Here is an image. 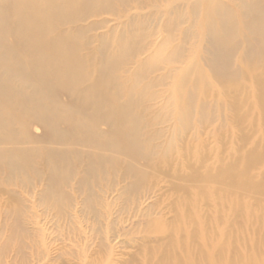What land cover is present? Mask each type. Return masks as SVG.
<instances>
[{"label":"rangeland","instance_id":"rangeland-1","mask_svg":"<svg viewBox=\"0 0 264 264\" xmlns=\"http://www.w3.org/2000/svg\"><path fill=\"white\" fill-rule=\"evenodd\" d=\"M76 1L78 2V9L82 8L78 11V14H76V16L78 15V19L76 18L74 22L73 20H71V23H69V20H67L69 22H66V20L64 21L65 23L61 22L58 25V28L60 30L57 28L56 32L53 31L50 34L52 35V37H59V35H61V33L63 32V35H68L67 37L70 38L71 42L78 45V53L79 51L81 52L80 54H78V56L82 58V60L86 61L88 66L87 74L84 78L85 84L83 82V86L81 87V93L83 94L80 93L81 89L78 92L71 93V91L69 92L68 90L61 87L48 92V89L46 87H42L39 85V88H34L35 90L33 91L39 90L37 91L39 92V94H44L43 106L38 104V109H36L34 103L28 104L29 107L26 105L24 107V110L26 111L23 113L22 111H16L17 114L14 116L16 118L8 123L9 127L7 126V128L1 130L3 134L7 135V139H5V141L2 140V143L0 142V159H3V155L1 156L3 152L4 154H10L11 156L9 155L10 158L8 157V160L10 161L11 159V162H15V164L19 162L18 164L21 166V168L17 170L13 169V171L10 163H8L9 161H6L5 158V161H0V264H145L147 262L150 251L152 249L155 250L160 240H162V238L164 237V235L160 233L162 229L170 228L172 225L177 226L176 224L181 226L182 229L185 232H188L190 235H192L193 231H197L199 237H202V235L206 236L208 239H205L208 241L207 243L209 247L208 250L206 249V253L208 254V256L212 255L214 257V254L216 255V246L221 243L226 244L228 251L222 257V259H220V263L222 264H228L232 261L235 262L240 258L246 262L248 261L250 256L257 258L253 259L254 263L264 264V251L259 252L258 254L253 249L256 244H260L262 240L264 241V224H261L257 219L254 220L251 217V211L254 210V213H257V211H259L258 206H255L252 198H250L249 196H240L237 194H229V196H227V193H220V197H222L221 213H223V215H221L222 221L218 222L219 213L214 205V200L216 199V197H219V195L216 196L214 194L215 190L213 188H206L205 192L202 193V195L206 196V201H197L194 200L196 198L195 196L198 195L197 190L193 188H189L187 191L174 189L172 180L173 175L177 172L181 175H190L194 173L195 170L202 173L208 172L210 170L215 173L221 167V165L235 162L238 157L250 153L254 148L261 149V147H264V124L262 122V112H260L258 107L255 94V86L251 82L252 75L254 74L260 73L264 78V67H262L264 66V62L260 60V54L257 55L260 48L257 47L256 49L253 45V42L255 41L254 36H251L248 32L249 30L245 28L247 22H249L248 19L245 18V16L249 14L247 13L249 12V9L258 7L263 11L262 14L264 16V0H210L212 3L216 1V3H213L214 6L216 5L222 10L235 13L238 15V17L241 16L239 18V22H241L242 27V29H240L241 35L238 33L237 39L235 38V40L239 42H235V40H233L234 43L232 42V45L235 44L237 48H242L243 50L238 49L239 51L237 53L234 52V54L230 55V57L223 55L219 58L214 57L215 53L217 51L219 52V50H222L224 48L223 46H227L226 48H228L229 44H214V37H212V35L210 34V32H212L211 30L213 29V26L203 24L204 19L206 20V17L204 16L207 15L208 17L213 18L214 13H206L207 4L205 2H208L209 0H169L170 2L168 0H117L114 1V4L118 5V7H116L112 2V8L108 10L106 7L103 8L100 6L97 7V5L95 6L96 0ZM93 2L94 4H92ZM193 2H198V5H195L197 3ZM8 4L9 3H7L6 7H8L7 10L10 11V9L12 8V3L10 2L9 6ZM192 5L194 7H192ZM168 8H173V10H170L173 12L168 11ZM96 10H98V12L100 13L97 14V12H95ZM193 10H196L197 12ZM175 11L176 13H174ZM114 12L116 13V15ZM177 12H181V15ZM176 16L179 17L176 18ZM175 18L177 19V22L175 20H172ZM243 25L245 29L243 28ZM167 26L168 29L170 28V30L165 29V27ZM208 26L209 28H206ZM214 26L216 27L217 25L214 24ZM65 30L67 33L65 32ZM69 30H71V32ZM133 30L137 31L138 33L135 34ZM54 32L55 34H52ZM71 33L74 34V36ZM132 34H134L135 36L133 35L132 37ZM168 34L171 35V39ZM130 35L133 39L130 37ZM136 35H138V37ZM140 36L143 43L139 38ZM120 38L124 41L126 40V43L122 42ZM208 38H212L213 41ZM239 38L242 39L239 40ZM12 39L13 37H9V39L7 38V42H9V44H11L12 46L11 48L14 49L16 46L12 44L14 42V39ZM119 39L123 44L119 41ZM106 41L108 44L106 43ZM115 41H118V43H120L116 44ZM164 41H166V45L163 44ZM138 42L139 44H137L136 48L134 44ZM207 42L210 45H207ZM245 42H248L249 44L251 42L252 45H249ZM103 46H105V48ZM114 46L120 49H116L114 48ZM215 46L219 47L215 49ZM126 47H128V49ZM133 47L134 49L132 50ZM142 48L146 50L144 51V49ZM158 48L161 49H159L160 57L157 54ZM110 49L111 51L115 49V53L114 51L110 52ZM135 49H138L139 51ZM116 50H118L117 53ZM244 50L246 51V53H243ZM122 51H125V53H122ZM108 52H110L111 54ZM240 52L244 55L247 54V56L240 54ZM3 53L4 50L0 47V69L6 65V62H10L8 58L2 56ZM105 53H107V56ZM99 54L103 56H100ZM161 54L163 55L161 56ZM110 55H112V57L118 56L120 58L118 66L116 65L117 68H115L114 71L115 78L113 80V83L109 82L106 78L107 76L103 74V68L106 64V61L104 60ZM153 55H155L157 59L155 58V56L153 58ZM170 55L173 56L171 57ZM182 56L184 57L179 58ZM206 56L211 58H208ZM158 57L160 58L159 60ZM258 57L260 58L258 59ZM201 58H204L203 61L206 63H204ZM223 58L225 59V61H223ZM163 59L166 60L168 64ZM155 60L157 63L154 62ZM148 61H150V64H147ZM191 61H196L197 67H199L204 73V82L202 87L205 90L194 91V82L191 80L189 82L187 81V85L185 84L186 86L184 88V91H178V86H180V80L182 79L183 73L185 72V70H187ZM220 61L221 63H219ZM101 62H103L104 65H102ZM214 64L217 65L211 66ZM144 65H146L147 67H144ZM137 67L139 70L137 69ZM142 67H144V69ZM96 69L98 72L96 71ZM142 70H144L143 73L147 71L146 75L142 73ZM257 71H262L263 73ZM30 72L31 71L29 69H26V75L30 74ZM140 73L142 76L140 75ZM137 76H139L138 78L140 81H138V79L136 78ZM133 77L136 78L137 82L134 81L135 79ZM1 78L2 76L0 74V79ZM89 78H91L90 81ZM128 78H130L129 81ZM130 80L132 81L130 82ZM217 80H219V82H217ZM230 81H232V83ZM94 82L96 84L98 82L100 83L95 86ZM206 82L207 84H205ZM106 83L112 85V87ZM115 83L116 85H114ZM121 84L123 86H121ZM105 85L108 87L106 88ZM234 85H242V90H240L242 92L236 91L233 88ZM118 86L120 87V89H115V87ZM128 86H137L138 89L133 88L134 91L132 89L131 91L129 90ZM86 87L89 89H87ZM97 87L99 90H94V88L97 89ZM228 87H231V89H229ZM14 88L16 89L14 93L17 95V91L20 88L19 86H15ZM102 88L105 89L103 90ZM121 88H123V90H121ZM232 88L234 91L239 92L241 94V98L246 99L245 103H247L239 110L242 115H246L245 118L247 117L245 122L241 123L242 125H240V127L237 126L239 124L234 120V114H232L234 113L233 101L237 96ZM59 89L63 90L61 91ZM40 90H42V92ZM84 90L88 92V94ZM113 90L117 93L119 90V93L123 92V95H120L118 93L120 100H118V97L116 98V100L113 99L112 96L113 94H115ZM128 90L129 93L131 92L130 94L127 93ZM143 90L144 94H141ZM188 90L191 91L188 92ZM28 91L31 92L32 88L30 90V87H28ZM98 91L99 93H97ZM203 91L206 92L205 95L208 94L207 98H202L203 96H205ZM68 92L73 94V96L70 94L71 98L68 96ZM137 92L140 93L138 94ZM91 93H95L92 97L95 98V102L91 103L90 106L88 105L89 107H85L82 103L85 102L87 96ZM180 93L184 95H180ZM189 93H191L192 95H189ZM196 93H198V95H196ZM232 93L234 94V97L230 98V96H233ZM127 94L131 97L127 96ZM136 95H138V97ZM46 96H48L49 99ZM82 96H84L83 99L85 100L82 99ZM107 96H109V99L111 97L112 98L108 100V98H106ZM139 96L141 98L143 96L144 99H140ZM196 96H198L197 99H195ZM45 97L47 99H45ZM80 97L83 102L78 100L80 99ZM121 97H125V99H122ZM128 97H130L131 99L133 98L132 101H130ZM51 98H53V101L51 100ZM99 98L102 100H99ZM134 98L136 99V101ZM185 98H187L188 100ZM141 100L143 102H140ZM193 100L197 101V103L195 102L197 104H195L196 106L191 105L194 104L192 103L194 102ZM100 101L101 103L104 102V104L99 105ZM110 101H113V103ZM180 101L185 103L181 104ZM127 102H129L128 104L130 107V110H128L129 112H121L124 115H120V107L123 105L125 106ZM133 102L136 103L133 104ZM202 102L204 105L202 104ZM110 103H112V105ZM10 104L12 105H10L12 109L16 110V108H18V106L16 105L17 103H15L14 101L10 100ZM51 104L54 105L52 106ZM59 104H61V106ZM93 104L96 109L92 106ZM139 104L141 107H139ZM180 104L182 106H180ZM49 105L52 106L53 110L49 107ZM118 105L120 106L118 107ZM134 105L137 110L135 109ZM183 105H185V107L192 106L194 108H190L192 109V111L189 112V115H187L188 117H185V119L181 118V116L179 117L178 114L180 108H182ZM41 107L45 113L40 109ZM69 108H73V113L72 111H70L69 113ZM98 109L100 110V114L97 113L99 112ZM31 110L32 112H36L31 113ZM38 110L39 112H37ZM46 110L49 111H47V114L49 113V115H45ZM202 111H204L206 115L205 113L202 114ZM42 112L43 116L47 117L43 118V116H41ZM53 112H57V114L54 115ZM67 114L71 116L68 115V117ZM96 114L98 116H96ZM101 114L104 115L106 119H102L104 116H102ZM129 114H132V116L130 115L131 118ZM200 114L205 115V117L200 119L202 117ZM78 115L81 117H79ZM116 115L120 117L117 118ZM126 115H128V117H126ZM38 116L39 121L36 118ZM74 116H76L77 119L74 118ZM109 116L112 117L110 118ZM95 117L97 119V123L90 122L91 125H89L90 123H87L89 127L84 126L83 123L86 120L89 121V119ZM44 119L46 121L49 120L48 123H46ZM60 119L62 120L60 121ZM69 119L71 120L69 121ZM73 119H76L75 121H80L73 123ZM100 119H102L101 122L106 121V123L109 122L110 124L102 123L104 125H100ZM130 119L131 121H129ZM204 119L206 121H203ZM51 120H54L55 122L59 120L60 122L58 121L59 123H55ZM120 121H122V123ZM36 123L39 126L36 125ZM94 123L96 124L95 126ZM117 123L120 125H118ZM69 124L71 126H69ZM34 125H36L35 128L33 127ZM73 125H75L74 128ZM133 126L134 128H138H133V130L131 128ZM18 127L19 131H17ZM28 127L30 128V130H28ZM47 127L50 129L48 130ZM80 127L84 128L82 129ZM94 127L97 129H94ZM127 127L129 130L127 129ZM31 128L33 129L32 132ZM64 128L66 132L63 131ZM90 128H92V130ZM89 129L90 132L93 131L96 133L98 131L96 134L99 135V138H97V135H95L93 132H87L89 131ZM132 130L135 131V133L137 132L136 134L139 137V140L145 143L144 144L142 142L143 149L139 145L136 146L134 144L132 145L134 147H131L130 145V147L126 151H121L106 146V144H108V139L109 141L115 139L114 135H116L117 137L116 140H120L121 138V140L123 141L127 138V142L130 137L129 135L132 134ZM50 131L52 133L53 131H55L58 134L54 132L52 135ZM129 131L130 134H128ZM61 132H64L65 135H61ZM125 132L127 135H125ZM58 135L63 138L65 136L66 137L62 141L57 138ZM70 136H75V138H71ZM49 137L50 139L48 140ZM69 137L72 141L69 140ZM31 138L33 140L35 139L34 142H32L33 140ZM51 138L53 139L51 140ZM56 139H58L59 141ZM80 139L81 141L83 140V142H81ZM84 139L86 140V143ZM77 140L79 142H77ZM90 140H92L93 143H91ZM131 140H133V138H131ZM21 141L24 142L22 143ZM26 141H29V143L27 144ZM5 142H7L8 144ZM39 142L41 143L40 145L42 147L40 145L38 146ZM32 143L34 146H32ZM81 143L84 145H82ZM2 144L5 146H2ZM15 144H19V147ZM24 144L27 145L24 146ZM44 144H46V146L48 145V147H46ZM62 144H65V146H63ZM49 146H51L50 149ZM75 146H78V149L77 147L75 148ZM96 146L100 147V149ZM73 147L74 150L77 149V151H73ZM88 147L91 149H89ZM11 148H14L12 149L13 151L11 150ZM81 148L84 150H82ZM5 150L7 152H5ZM20 150L23 153H21ZM52 150L54 153L52 152ZM78 150H80L79 153H76L78 152ZM134 150L136 152L139 151L137 153L138 155L135 154ZM9 151L11 153H8ZM67 151L69 154L67 153ZM81 151L83 152V154H81ZM110 151H112L113 154H111L112 152ZM28 152L30 153V155L33 153L31 156L33 160L30 158L31 162H29V158H27L30 157ZM98 152H102L101 155L97 154ZM183 152H185V155H183ZM26 153H28V156L26 155ZM86 154L88 155V157L86 156ZM20 155L22 157H20ZM49 155H53L54 157L52 156L51 158V156ZM55 155L59 156L56 157ZM136 155L138 158L136 157ZM74 156L77 158H75ZM60 157L61 159H58ZM89 157L91 158L89 159ZM92 157H94L95 160H93L94 158ZM104 157H106V163L104 162ZM120 158L123 159V161ZM126 158H128V160L130 158H133L135 160L133 161V159H130L128 161ZM46 159L47 163L45 162ZM20 160L22 162H20ZM54 160L56 161V163L54 162ZM92 160L96 162L94 163ZM58 161H60L61 164ZM70 161L73 165L70 164ZM164 161H169V164H165ZM161 162H163V165L165 164L164 166H166V170L165 168L162 169L163 165ZM107 163H109V165ZM87 164H89V167L87 166ZM98 164H100L99 167ZM132 165H135V167H132ZM159 165L161 166V169H157V166ZM70 166H72L73 168L69 169L71 168ZM86 166L88 169L86 168ZM30 167L31 169H29ZM130 167L131 171L129 170ZM109 168H112V170H109ZM254 168L251 170V175L254 177V181L258 182L260 181V179L262 178V174L264 173V161L258 163ZM22 170H25L26 173ZM87 170L89 172H86ZM125 170L129 172L127 173ZM164 170L170 171L165 172ZM66 171L68 172L66 173ZM10 172H13L14 174H11ZM23 172L24 175H22ZM48 172L50 173V175ZM160 172H162L161 175ZM57 174H59V176ZM88 174L90 176L89 178ZM164 174L167 175V178ZM47 177L50 178L48 179ZM187 195H190V198L192 200V206L190 208H187V205L183 202ZM231 203H234V205L240 204V206L241 204H244L243 206L245 207L242 210L239 208V210L234 208V211H232L230 210L232 209ZM189 215L194 219V224H190L188 220ZM158 259H161L158 255L150 256L152 264L154 262H157ZM214 259L216 258L214 257Z\"/></svg>","mask_w":264,"mask_h":264},{"label":"bare ground","instance_id":"bare-ground-1","mask_svg":"<svg viewBox=\"0 0 264 264\" xmlns=\"http://www.w3.org/2000/svg\"><path fill=\"white\" fill-rule=\"evenodd\" d=\"M93 1V0H92ZM114 1H117V0H96V4H95V6L97 5V7L98 6H100V7H106L107 8V10L108 9H111L112 8V2H113V4H114ZM119 1V0H118ZM125 1V0H124ZM133 1V0H132ZM166 1V0H165ZM169 1V0H168ZM171 1V0H170ZM169 1V2H170ZM206 1H208V0H206ZM10 2L12 3V8L10 9V11H8L7 9H8V7H6L7 6V3H9L10 4ZM91 2V1H90ZM160 2V1H159ZM158 2V3H159ZM162 2V1H161ZM82 3V2H81ZM116 3H118V2H116ZM163 3V2H162ZM193 3H197V4H195V5H198V2H193ZM206 4H207V11H206V13H214L213 14V18H210V17H208L207 15L206 16H204V17H206V20L204 19V23L203 24H205V25H209V26H213V29L211 30L212 32H210V34L212 35V37H214V41H215V43L214 44H216V45H218V44H221V43H224L225 45H228L229 44V47L228 48H226L225 46H223L224 48L222 49V50H219V52L217 51L216 53H215V55H214V57L215 58H219V57H221V56H223V55H225V56H227V57H230V55H233L234 54V52H238L239 50H241L242 48H237V46H235V44L234 45H232V42H233V40H235V38L237 39V37H238V33L241 35V30L240 29H242V27H241V22H239V18L241 17V16H239L238 17V15L237 14H235V13H232V12H228V11H226V10H222L220 7H218V6H214V4L213 3H216V1H214L213 3L209 0L208 2H205ZM9 4H8V6H9ZM92 4H94V2L92 3ZM91 4V5H92ZM129 4V3H128ZM138 4V3H137ZM142 4V3H141ZM140 4V5H141ZM188 4V3H187ZM189 4H191V3H189ZM217 4H219V3H217ZM246 4V3H245ZM115 5V4H114ZM156 5H157V3H156ZM194 5V4H193ZM192 5V7H194ZM242 5V4H241ZM116 7H118V5H115ZM187 6V5H186ZM261 6V5H260ZM80 7V6H79ZM115 7V8H116ZM84 8V7H83ZM174 8V7H173ZM173 8L172 9H169L168 8V11H170V10H173ZM181 8V7H180ZM82 9V8H81ZM80 8L78 9V2L76 1V0H0V47L4 50V53L2 54V56H4L5 58H8V60L10 61L9 63H7L6 62V65L5 66H3L1 69H0V74H1V76H2V78L0 79V142L2 143L3 141H5V139H7V135H5V134H3L2 132H1V130H4L5 128H7V126H8V123L10 122V121H12L14 118H16V117H14L17 113H16V111H22V113L23 112H25L26 110H24L25 108V106L27 105L28 106V104H32V103H34L35 104V106H36V109H38L37 107V105L39 104V105H41V106H43V95L44 94H39V92H37V91H39V90H37V91H33V90H35V89H38L39 88V85L40 86H42V87H46L47 89H48V92L49 91H52V90H54V89H57L58 87H61V88H63V89H66V90H68L69 92L71 91V93L72 92H78V91H80V89H81V87L83 86V82H84V78L86 77V74H87V62L86 61H84V60H82V58H80L79 56H78V54H80L81 52L79 51V53H78V45L76 44V43H73V42H71V40H70V38H68L67 36L68 35H66V34H64L63 35V32L61 33V35H59V37H52V35L50 34L51 32H53V31H55L56 32V29L58 28V25L61 23V22H64L65 20H66V22H69V23H71V20H73V22H74V20L77 18L78 19V15L76 16V14H78V11L79 10H81ZM85 9V8H84ZM114 9V8H113ZM112 9V10H113ZM117 9V8H116ZM195 9H199V8H195ZM248 9V8H247ZM107 10H102V11H107ZM83 11V10H82ZM180 11V10H179ZM193 11H195V12H197L196 10H193ZM247 11V10H246ZM86 12V11H85ZM95 12H97V14L98 13H100V12H98V10H96ZM170 12H173V11H170ZM262 10L260 9V8H256V7H253V8H251V9H249V12H247V13H249L248 15H246L245 16V18H247L248 19V21L249 22H247V24H246V26H245V28H247L249 31V33H250V35L251 36H254V39H255V41L253 42L254 44V46H255V48L257 49V47L258 48H260V50H258V54L257 55H259L260 54V57H261V59L260 60H262L263 62H264V16H263V14H262ZM82 13V12H81ZM103 13V12H102ZM111 13H113V12H111ZM115 13V12H114ZM174 13H176V11L174 12ZM177 13H179V12H177ZM84 14V13H83ZM85 14H87V13H85ZM92 14V13H91ZM164 14V13H163ZM169 14V13H168ZM180 15H181V12L179 13ZM196 14V13H195ZM115 15H116V13H115ZM117 15H118V13H117ZM171 15H172V13H171ZM209 15H211V14H209ZM80 16V15H79ZM83 16V15H82ZM93 16V15H92ZM169 16V15H168ZM177 17H179V16H176V18ZM85 18V17H84ZM167 18H169V17H167ZM173 18V17H172ZM172 19V20H177V19ZM181 18V17H180ZM180 18H178V19H180ZM81 19H82V17H81ZM67 20H69V21H67ZM80 20V19H79ZM170 20V19H169ZM241 20H243V19H241ZM77 21V20H76ZM171 21V20H170ZM177 22V21H176ZM65 23V22H64ZM63 24V23H62ZM62 24H61V26H62ZM67 24V23H66ZM213 24V25H212ZM214 24H216L217 26L215 27L214 26ZM243 24V23H242ZM60 26V27H61ZM177 26V25H176ZM209 26L208 27H206V28H209ZM63 28V27H62ZM65 28V27H64ZM238 28H239V30H238ZM243 28H244V25H243ZM244 28V29H245ZM59 29V28H58ZM165 29H168V26L167 27H165ZM202 29V28H201ZM60 30V29H59ZM58 30V31H59ZM76 30V29H75ZM132 30V29H131ZM168 30H170V28L168 29ZM208 30V29H207ZM70 32H71V30H69ZM81 31V30H80ZM130 31V30H129ZM134 31V30H133ZM55 32L54 33H52V34H55ZM61 32V31H60ZM65 32H66V30H65ZM64 32V33H65ZM70 32H68V33H70ZM135 32V34L136 33H138L137 31H134ZM200 32V31H199ZM244 32V31H243ZM67 33V32H66ZM140 33H144V32H140ZM139 33V34H140ZM201 33H203V32H201ZM72 34V33H71ZM74 34H75V32H74ZM74 34H72L73 36H74ZM80 34V33H79ZM131 34V33H130ZM207 34H208V32H207ZM245 34V33H244ZM57 35V34H56ZM133 35L134 34H132V37H133ZM143 35V34H142ZM141 35V36H142ZM169 35V34H168ZM167 35V36H168ZM199 35V34H198ZM71 36V35H70ZM82 36H83V34H82ZM125 36V35H124ZM123 36V37H124ZM135 36V35H134ZM137 37H138V35H136ZM141 36L139 37L140 38V40H141ZM170 36V39H171V35H169ZM197 36V35H196ZM196 36H195V38H196ZM209 36V35H208ZM248 36V35H247ZM9 37H13V43L12 44H14V46H16L14 49H12L11 47V44H9V42H7V38L9 39ZM130 37H131V35H130ZM131 37V38H132ZM136 37V38H137ZM211 37V36H210ZM241 37V36H240ZM77 38V37H76ZM80 38V37H79ZM144 38V37H143ZM198 38V37H197ZM246 38V37H245ZM81 39H82V37H81ZM102 39V38H101ZM121 39V38H120ZM119 39V41L121 42V40ZM133 39V38H132ZM135 39V38H134ZM208 39H211L212 40V38H208ZM242 38H239V40H241ZM247 39V38H246ZM245 39V40H246ZM257 39V40H256ZM80 40V39H79ZM107 40V39H106ZM198 40V39H197ZM200 40H202V39H200ZM205 40H207V39H205ZM244 40V41H245ZM78 41V40H77ZM166 41H167V39H166ZM166 41H164V45H166L165 44V42ZM213 41V40H212ZM82 42V41H81ZM116 42V44H119L118 43V41H115ZM122 42H125L126 43V40L124 41V40H122ZM121 42V43H122ZM133 42V41H132ZM141 42H142V40H141ZM168 42H169V39H168ZM167 42V43H168ZM171 42V41H170ZM204 42V41H203ZM208 42H210V41H208ZM207 42V45L209 44ZM235 42H239V41H236L235 40ZM242 42V41H241ZM240 42V43H241ZM106 43H107V41H106ZM129 43V42H128ZM143 43V42H142ZM141 43V44H142ZM197 43H198V41H197ZM212 43V42H211ZM234 43V42H233ZM245 43H248V42H245ZM105 44V43H104ZM103 44V45H104ZM108 44V43H107ZM115 44V43H114ZM115 44V45H116ZM123 44V43H122ZM122 44H120V45H122ZM130 44V43H129ZM128 44V45H129ZM137 44H139V42L138 43H135L134 44V46H136V48H137ZM201 44V43H200ZM203 44V43H202ZM213 44V43H212ZM231 44V45H230ZM239 44V43H238ZM244 44V43H243ZM249 44V43H248ZM113 45V44H112ZM127 45V46H128ZM168 45V44H167ZM196 45H198V44H196ZM204 45V44H203ZM210 45V44H209ZM237 45V44H236ZM240 45V44H239ZM249 45H252L251 44V42H250V44ZM86 46H88V45H86ZM101 46V45H100ZM106 46V45H105ZM105 46H103L104 48H105ZM109 46V45H108ZM110 46H111V44H110ZM109 46V47H110ZM119 46V45H118ZM132 46H133V44H132ZM139 46V45H138ZM200 46H202V45H200ZM247 46V45H246ZM246 46H243V47H246ZM253 46V47H254ZM113 47V46H112ZM120 47H124V46H120ZM144 47V46H143ZM162 47V46H161ZM165 47V46H164ZM196 47V46H195ZM209 47V46H208ZM216 47V46H215ZM219 46H217L215 49H217ZM81 48V47H80ZM114 48H116L115 46H114ZM118 48V47H117ZM116 48V49H117ZM127 49H128V47H126ZM139 48V47H138ZM210 48V47H209ZM209 48H207V49H209ZM251 48V47H250ZM82 49V48H81ZM96 49H98V48H96ZM118 49H120V48H118ZM126 49V50H127ZM134 49V47L132 48V50ZM142 49H144V48H142ZM159 49L160 48H158V56L160 55V53H159ZM164 49V48H163ZM162 49V50H163ZM215 49H213V50H215ZM239 49V50H238ZM252 49H254V48H252ZM80 50V49H79ZM83 50V49H82ZM115 50V49H114ZM113 50V51H114ZM122 50V49H121ZM120 50V51H121ZM135 50H138V49H135ZM146 49H144V51H145ZM161 50V49H160ZM178 50H181V49H178ZM237 50V51H236ZM243 50V49H242ZM93 51V50H92ZM106 51V50H105ZM109 51V50H108ZM113 51H111V49H110V52H113ZM117 51L118 50H116V53H117ZM119 51V52H120ZM139 51V50H138ZM142 51V50H141ZM164 51V50H163ZM205 51V50H204ZM208 51H210V50H208ZM250 51V50H249ZM100 52V51H99ZM102 52H103V50H102ZM110 52H108V53H110ZM137 52V51H136ZM143 52V51H142ZM157 52V51H156ZM155 52V53H156ZM171 52V51H170ZM173 52V51H172ZM180 52V51H179ZM214 52V51H213ZM243 52V51H242ZM94 53V52H93ZM114 53H115V51H114ZM122 53H125V51L123 52L122 51ZM122 53H121V55H122ZM140 53V52H139ZM175 53V52H174ZM209 53V52H208ZM211 53H212V51H211ZM210 53V54H211ZM243 53H246V51L244 50V52ZM243 53H241L240 52V54H242V55H244ZM106 54V56H107V53H105ZM104 54V55H105ZM111 54V53H110ZM120 54V53H119ZM156 54V55H157ZM176 54V53H175ZM174 54V55H175ZM177 54H179V53H177ZM200 54H202V53H200ZM82 55V54H81ZM94 55V54H93ZM100 55V54H99ZM113 55V54H112ZM112 55H110V56H108V57H106V56H104V57H106L105 58V60L104 61H106V64H105V67L103 68V74H105L107 77V79H108V81L109 82H111V83H113V80H114V71H115V68H117L116 67V65L118 66V62H119V60H120V58L118 57H115V56H113L112 57ZM163 54H161V56H162ZM195 55V54H194ZM84 56V55H83ZM82 56V57H83ZM100 56H103V55H100ZM135 56V55H134ZM154 56L155 55H153L152 57L154 58ZM167 56V55H166ZM165 56V57H166ZM171 56V55H170ZM173 56V55H172ZM171 56V57H172ZM200 56H202V55H200ZM212 56V55H211ZM237 56H239V55H237ZM244 56H247V54H245ZM249 56H251V55H249ZM121 57H124V56H121ZM132 57V56H131ZM160 57V56H159ZM158 57V60L160 59ZM177 57V56H176ZM175 57V58H176ZM184 56H182V57H179V58H183ZM192 57V56H191ZM206 57H208V56H206ZM227 57H226V59H227ZM231 57H234V56H231ZM242 57V56H241ZM260 57H258V59L260 58ZM85 58V57H84ZM95 58V57H94ZM98 58V57H97ZM100 58V57H99ZM102 58V57H101ZM155 58L157 59V57L155 56ZM208 58H211V57H208ZM213 58V57H212ZM2 59V58H1ZM168 59H169V57H168ZM172 59V58H171ZM188 59V58H187ZM193 59V58H192ZM195 59H196V57H195ZM202 59V58H201ZM224 59V58H223ZM240 59V58H239ZM3 60V59H2ZM86 60V59H85ZM92 60V59H91ZM93 60H95V59H93ZM99 60V59H98ZM125 60V59H124ZM164 60V59H163ZM204 60V58L202 59V61ZM207 60V59H206ZM229 60V59H228ZM256 60V59H255ZM1 61V60H0ZM4 61V60H3ZM103 61V60H102ZM129 61H130V59H129ZM165 62H166V60H164ZM168 61V60H167ZM209 61H211V60H209ZM223 61H225V59L223 60ZM232 61H234V60H232ZM231 61V62H232ZM253 61H254V59H253ZM136 62V61H135ZM150 61H148V63L147 64H150L149 63ZM154 62H156V60L154 61ZM153 62V63H154ZM180 62H182V61H180ZM186 62H188V61H186ZM204 62V61H203ZM218 62V61H217ZM216 62V63H217ZM256 62H258V61H256ZM4 63V62H3ZM90 63V62H89ZM102 63V65H104V63L103 62H101ZM157 63V62H156ZM167 63V62H166ZM204 63H206V62H204ZM219 63H221V61L219 62ZM224 63V62H223ZM92 64V63H91ZM90 64V65H91ZM119 64H121V63H119ZM125 64V63H124ZM142 64V63H141ZM146 64V65H147ZM168 64V63H167ZM175 64V63H174ZM173 64V65H174ZM200 64V63H199ZM198 64V65H199ZM211 64H213V63H211ZM97 65V64H96ZM95 65V66H96ZM139 65V64H138ZM146 65H144V67H147ZM209 65V64H208ZM215 65H217V64H214V65H211V66H215ZM98 66V65H97ZM99 66H101V65H99ZM123 66V65H122ZM143 66V65H142ZM201 66V65H200ZM220 66V65H219ZM262 66V65H261ZM144 67H142L143 69H144ZM152 67V66H151ZM262 67H264V66H262ZM92 68V67H91ZM101 68V67H100ZM210 68V67H209ZM213 68V67H212ZM216 68V67H215ZM26 69H29L31 72H30V74H28V75H26ZM124 69V68H123ZM137 69H138V67H137ZM146 69V68H145ZM203 69V68H202ZM214 69V68H213ZM218 69V68H217ZM217 69H215V70H217ZM139 70V69H138ZM137 70V71H138ZM141 70V69H140ZM96 71H97V69H96ZM116 71H118V70H116ZM125 71V70H124ZM123 71V72H124ZM221 71V70H220ZM98 72V71H97ZM101 72V71H100ZM139 72V71H138ZM138 72H137V74H138ZM144 72V70H142V73ZM147 72V71H146ZM146 72L145 73H143V74H145L146 75ZM257 72H262V71H257ZM263 73V72H262ZM117 74V73H116ZM136 74V73H135ZM136 74V75H137ZM90 75V74H89ZM102 75V74H101ZM105 75H104V77H105ZM122 75V74H121ZM135 75V76H136ZM140 75H141V73H140ZM262 74H260V73H258V74H254V75H252V78H251V82L253 83V85L255 86V89H256V92H255V94H256V99H257V103H258V107H259V110H260V112H262V122H263V124H264V78H263V76H261ZM91 76V75H90ZM89 76V77H90ZM142 76V75H141ZM182 76V75H181ZM139 76H137L136 78L138 79V81H140L139 80V78H138ZM94 78V77H93ZM102 78V77H101ZM118 78V77H117ZM134 78V77H133ZM132 78V79H133ZM136 78H134L133 80L134 81H136ZM90 79L91 78H89V81H90ZM103 79V78H102ZM122 79V78H121ZM125 79V78H124ZM129 79L130 78H128V81H129ZM206 79V78H205ZM117 80V79H116ZM119 80H120V78H119ZM123 80V79H122ZM193 81L194 82V87H195V89H194V91H201V90H205V89H203V82H204V73L202 72V70L199 68V67H197V63H196V61L194 62H190L189 63V66H188V68H187V70H185V72L183 73V76H182V79L180 80V86H178L179 87V90L178 91H181V90H183L184 91V88H185V86L187 85V83L189 82V81ZM212 80V79H211ZM32 81V82H31ZM132 80H130V82H131ZM188 81V82H187ZM93 82V81H92ZM102 82V81H101ZM106 82V81H105ZM105 82H104V84H105ZM125 82V81H124ZM137 82V81H136ZM136 82H135V84H136ZM217 82H219V80H217ZM222 82V81H221ZM231 83H232V81H230ZM87 83V82H86ZM95 83V82H94ZM98 83H100V82H98ZM97 83V84H98ZM129 83V82H128ZM127 83V84H128ZM140 83V82H139ZM84 84H85V82H84ZM90 84H92V83H90ZM96 83H95V86L97 85ZM102 84V83H101ZM106 84H108V83H106ZM123 84V83H122ZM121 84V86H123ZM134 84V83H133ZM141 84V83H140ZM186 84V85H185ZM205 84H207V82L205 83ZM223 84H225V83H223ZM19 86V90L17 91L18 92V94L16 95L15 93H14V91L16 90L14 87L15 86ZM87 85V84H86ZM108 85H110V84H108ZM114 85H116V83L114 84ZM129 85V84H128ZM131 85V84H130ZM179 85V84H178ZM221 85V84H220ZM89 86V85H88ZM102 86H104V85H102ZM106 86V85H105ZM111 87H112V85H110ZM139 86V85H138ZM191 86V85H190ZM222 86V85H221ZM225 86V85H224ZM230 86V85H229ZM28 87H30V90H31V88H32V91L31 92H29L28 91ZM84 87H85V85H84ZM92 87V86H91ZM90 87V88H91ZM94 87V86H93ZM108 86H106V88H107ZM129 87V86H128ZM227 87V86H226ZM232 87V86H231ZM231 87H228L229 89H231ZM242 85H234L233 86V88L236 90V91H240V90H242ZM35 88V89H34ZM41 88V87H40ZM87 88V87H86ZM125 88V87H124ZM133 88H137L138 89V87L137 86H135V87H129V90H133L134 91V89ZM225 88V87H224ZM233 88H232V90H233ZM42 89V88H41ZM62 89V90H63ZM87 89H89V88H87ZM86 89V90H87ZM103 90L105 89V88H102ZM113 89H114V87H113ZM115 89H120V87L118 86V87H115ZM146 89V88H145ZM190 89V88H189ZM44 90V89H43ZM59 90H61V89H59ZM61 90V91H62ZM65 90V91H66ZM94 90H99L98 89V87H97V89H95L94 88ZM121 90H123V88H121ZM129 90H128V92L127 93H129ZM131 90V91H132ZM41 92H42V90H40ZM56 91H58V90H56ZM85 91V90H84ZM89 91H91V90H89ZM106 91H107V89H106ZM110 91V90H109ZM114 91V90H113ZM120 91V90H119ZM119 91H118V93H119ZM126 91V90H125ZM189 91H191V90H188V92ZM223 91H226V90H223ZM234 91V90H233ZM236 91H234V93H236V97L234 98V101H233V106H234V113H232V114H234V120L239 124V125H237L238 127H240V125H242L241 123L243 122H245V120H246V118H245V114L244 115H242L241 113H240V109H241V107L242 106H244V105H246L247 103H245V101H246V99H243V98H241V94L239 93V92H236ZM40 92V93H41ZM68 92V93H69ZM82 92V89H81V91H80V93ZM86 92V91H85ZM100 92H101V90H100ZM115 92V91H114ZM113 92V93H114ZM144 92V90L141 92V94H144L143 93ZM204 92V91H203ZM240 92H242V91H240ZM56 93V92H55ZM71 93H69L68 94V96L70 97V94ZM79 93V94H80ZM87 94H88V92H86ZM97 93H99V91L97 92ZM105 93V92H104ZM110 93H112V92H110ZM109 93V94H110ZM118 93L117 92H115V94H113V99H115L116 100V98L118 97V100H120L119 99V95H118ZM123 92H121V93H119L120 95L122 94ZM131 93V92H130ZM129 93V94H130ZM133 93V92H132ZM138 93V92H137ZM136 93V94H137ZM140 93V92H139ZM138 93V94H139ZM193 93V92H192ZM201 93V92H200ZM205 93L206 92H204V95H205ZM15 94V95H14ZM81 94H83V93H81ZM93 94H95V93H93ZM93 94L91 93L90 95H88L87 96V98H86V100L85 99H83V97L84 96H82V99L83 100H85V102H83V100H81V97H80V99H78V100H80L81 102H83L82 104H84V106L86 107V106H90L91 105V103H94L95 102V98H92L93 97ZM106 94H108V93H106ZM140 94V95H141ZM224 94V93H223ZM227 94V93H226ZM233 94V93H232ZM66 95H67V93H66ZM72 96H73V94H71ZM85 95V94H84ZM99 95V94H98ZM117 95V96H116ZM123 95V94H122ZM179 95V94H178ZM180 95H184V94H181L180 93ZM189 95H192L191 93H189ZM196 95H198V93H196ZM78 96H80V95H78ZM97 96V95H96ZM127 96H130V95H128L127 94ZM133 96V95H132ZM134 96H135V94H134ZM137 97H138V95H136ZM144 96V95H143ZM143 96H142V98H143ZM195 96V95H194ZM201 96H203V95H201ZM207 96H208V94L207 95H205V96H203L202 98H207ZM229 96V95H228ZM48 99H49V97L48 96H46ZM45 97V99H47ZM76 97H77V95H76ZM109 96H107L106 98H108ZM111 97V98H112ZM123 97V96H122ZM121 97V98H122ZM131 97V96H130ZM130 97H128V99L130 100V101H132V99L130 98ZM140 97V96H139ZM180 97V96H179ZM184 97V96H183ZM189 97V96H188ZM232 97H234V94H233V96H230V98H232ZM71 98V97H70ZM98 98V97H97ZM103 98V97H102ZM110 98V99H111ZM127 98V97H126ZM141 97H140V99H142ZM198 98V96H196V98L195 99H197ZM226 98V97H225ZM44 99V100H45ZM53 98H51V100H52ZM109 98H108V100H110ZM122 99H125V97L124 98H122ZM135 99V98H134ZM139 99V98H138ZM138 99H137V102H138ZM139 99V100H140ZM144 99V98H143ZM142 99V100H143ZM181 99H184V98H181ZM185 99H187V98H185ZM192 99H194V98H192ZM10 100L11 101H14L15 103H17L16 105L18 106V108H16V110H14V109H12L11 108V104H10ZM51 100H48V101H51ZM55 100V99H54ZM94 100V101H93ZM99 100H102V99H100L99 98ZM105 100V99H104ZM103 100V101H104ZM140 101V102H143V101ZM188 100V99H187ZM202 100V99H201ZM53 101V100H52ZM72 101V100H71ZM93 101V102H92ZM128 101V100H127ZM135 101H136V99H135ZM194 101V100H193ZM98 102V101H97ZM110 102H112L113 103V101H110ZM116 102V101H115ZM125 102H126V100H125ZM181 102V101H180ZM187 102V101H186ZM197 103V101L195 100L194 102H192V103H194V104H191V105H195L196 103ZM231 102V101H230ZM58 103V102H57ZM112 103H110L111 105H112ZM124 103V102H123ZM129 102H127V104L124 106H121L120 107V110L119 109H117V110H119L120 111V115H122L124 112H127L128 110H130V107H129V104H128ZM136 102H133V104H135ZM185 102H181V104H184ZM232 103V102H231ZM13 104V103H12ZM48 104H50V103H48ZM56 104V103H55ZM100 104H104V102L103 103H101V101H100V103H99V105ZM180 104V106H182ZM202 104H203V102H202ZM11 105V106H10ZM52 105V104H51ZM49 105V107L52 109V106L54 105ZM60 106H61V104H59ZM58 105V106H59ZM122 105V104H121ZM186 105H188V104H186ZM197 105V104H196ZM195 105V106H196ZM204 105V104H203ZM15 106V105H14ZM31 106V105H30ZM57 106V107H58ZM83 106V105H82ZM88 106V107H89ZM93 107H94V104L92 105ZM91 106V107H92ZM96 106H97V104H96ZM102 106H104V105H102ZM102 106H100V107H102ZM105 106H107V105H105ZM120 105H118V107H119ZM130 106H131V102H130ZM133 106V105H132ZM194 106V107H195ZM29 107V106H28ZM45 107H47V106H45ZM63 107H64V105H63ZM110 107V106H109ZM134 107H135V105H134ZM139 107H141L140 106V104H139ZM138 107V108H139ZM201 107V106H200ZM199 107V108H200ZM61 108V107H60ZM60 108H59V110H60ZM71 108V107H70ZM69 108V109H70ZM95 108V107H94ZM93 108V109H94ZM98 108H99V106H98ZM103 108H105V107H103ZM132 108V107H131ZM190 108H192V109H194L192 106L191 107H189V106H186L185 107V105H183V107L182 108H180V111H179V117L181 116V118H184L185 119V117H188L187 115H189V112L190 111H192V109H190ZM202 108V107H201ZM200 108V109H201ZM19 109V110H18ZM32 109V108H31ZM41 110H42V107L40 108ZM57 109V108H56ZM66 109V108H65ZM87 109V108H86ZM96 109V108H95ZM114 109V108H113ZM116 109V108H115ZM133 109V108H132ZM135 109H136V107H135ZM206 109V108H205ZM204 109V110H205ZM35 110V109H34ZM40 110V111H41ZM49 110V109H48ZM48 110H46V114L45 115H49V113L47 114V111ZM53 110V109H52ZM55 110V109H54ZM73 110V108L72 109H70L69 110V113H70V111H72ZM89 110V109H88ZM99 110V109H98ZM102 110V109H101ZM112 110V109H111ZM116 110V111H117ZM137 110V109H136ZM43 111V110H42ZM81 111H83V110H81ZM86 111V110H85ZM91 111H92V109H91ZM94 111V110H93ZM194 111V110H193ZM200 111V110H199ZM29 112H30V108H29ZM28 112V113H29ZM34 112H36V111H34ZM34 112H32V110H31V113H34ZM37 112H39V110L37 111ZM44 112V111H43ZM43 112H42V115L41 116H43ZM49 112V111H48ZM60 112V111H59ZM67 112V111H66ZM75 112V111H74ZM90 112V111H89ZM88 112V113H89ZM118 112V111H117ZM121 112H123V113H121ZM129 112V111H128ZM131 112V111H130ZM239 112V113H238ZM41 113V112H40ZM45 113V112H44ZM64 113V112H63ZM68 113V112H67ZM72 113H73V111H72ZM94 113V112H93ZM97 113H99L100 114V110H99V112H97ZM200 113V112H199ZM203 113H205L204 111H202V114ZM30 114V113H29ZM53 114L54 115H56L57 114V112H53ZM66 114V113H65ZM82 114V113H81ZM90 114V113H89ZM88 114V115H89ZM109 114H110V112H109ZM108 114V115H109ZM125 114H127V113H125ZM202 114H200L202 117L200 118V119H202V118H204L205 117V115H206V113H205V115H202ZM26 115V114H25ZM39 115V114H38ZM53 115V116H54ZM63 115V114H62ZM61 115V116H62ZM69 114H67V116H68ZM87 115V114H86ZM94 115V114H93ZM92 115V116H93ZM102 115V114H101ZM113 115V114H112ZM124 115V114H123ZM132 116V114H129V116ZM191 115H192V113H191ZM13 116V117H12ZM31 116V115H30ZM52 116V117H53ZM60 116V115H59ZM64 116H66V115H64ZM69 116H71V115H69ZM68 116V117H69ZM79 116V115H78ZM95 116V115H94ZM93 116V117H94ZM96 116H98L97 114H96ZM102 116H104V115H102ZM114 116V115H113ZM117 116V115H116ZM131 116H130V118H131ZM18 117V116H17ZM27 117V116H26ZM33 117V116H32ZM44 117H47V116H43V118ZM55 117V116H54ZM67 117V118H68ZM79 117H81V116H79ZM110 117V116H109ZM112 117V116H111ZM110 117V118H111ZM120 117V116H119ZM118 116H117V118H119ZM125 117V116H124ZM126 117H128V115H126ZM191 117V116H190ZM249 117V116H248ZM35 118V117H34ZM37 118V120H38V118H39V116L38 117H36ZM35 118V119H36ZM42 118V119H43ZM56 118V117H55ZM62 118V117H61ZM66 118V117H65ZM64 118V119H65ZM72 118V117H71ZM74 118H76V116H74ZM99 118H100V116H99ZM106 119V117L104 116L102 119ZM114 118H115V116H114ZM133 118H134V115H133ZM46 119V118H45ZM44 119V120H45ZM49 119H50V117H49ZM77 119V118H76ZM75 119V120H76ZM79 119V118H78ZM102 119H100L99 121H100V125H104V124H102V123H106V121L105 122H101L102 121ZM116 119V118H115ZM123 119V118H122ZM183 119V120H184ZM24 120V119H23ZM26 120V119H25ZM28 120V119H27ZM30 120V119H29ZM33 120V119H32ZM62 119H60V121H61ZM68 120V119H67ZM71 119H69V121H70ZM74 119L72 120V121H74L73 123H75V122H77V121H75ZM133 120H135V119H133ZM132 120V121H133ZM248 120V119H247ZM34 121V120H33ZM39 121V120H38ZM46 121V120H45ZM49 121V120H48ZM48 121H46V123H48ZM51 121H53V122H55L54 120H51ZM59 121V120H58ZM58 121H56V122H58ZM59 121V122H60ZM80 121V120H79ZM78 121V122H79ZM122 121H126V120H122ZM122 121H120L121 123H122ZM129 121H131V119L129 120ZM186 121V120H185ZM189 121V120H188ZM203 121H206L205 119L203 120ZM234 121V122H235ZM31 122V121H30ZM36 122V121H35ZM35 122H34V124H35ZM52 122V123H53ZM55 122V123H56ZM58 122V123H59ZM90 122H95V123H97V119H96V117L95 118H92V119H89V121H85L83 124H84V126H88L87 125V123H90ZM117 122V121H116ZM128 122V121H127ZM235 122V123H236ZM21 123V122H20ZM66 123V122H65ZM70 123V122H69ZM72 123V124H73ZM94 123V126L96 125ZM108 124H110L109 122H107ZM106 123V124H107ZM130 123V122H129ZM135 123H136V121H135ZM32 124V123H31ZM30 124V125H31ZM38 124H39V122H38ZM37 123H36V125H38ZM42 124H44V123H42ZM54 124V123H53ZM62 124V123H61ZM64 124V123H63ZM79 124V123H78ZM114 124V123H113ZM118 124V123H117ZM128 124V123H127ZM10 125H11V123H10ZM26 125V124H25ZM29 125V126H30ZM36 125H34L33 127L35 128V126ZM49 125V124H48ZM76 125V124H75ZM75 125H73V128H74V126ZM89 125H91V123L89 124ZM92 125H93V123H92ZM112 125V124H111ZM118 125H120V124H118ZM135 125V124H134ZM39 126V125H38ZM54 126V125H53ZM69 126H71L70 124H69ZM79 126V125H78ZM108 126V125H107ZM123 126V125H122ZM121 126V127H122ZM125 126V125H124ZM132 126V125H131ZM137 126V125H136ZM9 127V126H8ZM32 127V126H31ZM32 127V128H33ZM48 127H50V126H48ZM47 127V128H48ZM56 127V126H55ZM59 127V126H58ZM61 127V126H60ZM63 127V126H62ZM64 127H65V125H64ZM67 127H68V125H67ZM89 127V126H88ZM93 127V126H92ZM109 127V126H108ZM118 127V126H117ZM29 128V127H28ZM31 128V129H32ZM51 128V127H50ZM50 128H48V130L50 129ZM70 128V127H69ZM73 128H71V129H73ZM80 128H82V127H80ZM84 128V127H83ZM82 128V129H83ZM132 129L134 128V126L133 127H131ZM136 128V127H135ZM134 128V129H135ZM138 128V127H137ZM136 128V129H137ZM46 129V128H45ZM51 129H53V128H51ZM57 129H59V128H57ZM61 129V128H60ZM88 129V128H87ZM91 130H92V128H90ZM90 129H89V131H87V132H90ZM94 129H97V128H95L94 127ZM109 129V128H108ZM122 129V128H121ZM126 129V128H125ZM127 129H128V127H127ZM133 129V130H134ZM240 129V128H239ZM10 130V129H9ZM8 130V131H9ZM28 130H30V128L28 129ZM27 130V131H28ZM35 130V129H34ZM70 130V129H69ZM76 130V129H75ZM110 130V129H109ZM129 130V129H128ZM127 130V131H128ZM132 130V137H131V135H129L130 137H129V140H127V142H126V139L125 140H121V138H120V140H116V135H114L115 136V139H112V141L110 140L109 141V139H108V144H106V146L107 147H109V148H115V149H118V150H121V151H126L129 147H130V145H131V147H134V146H132L133 144L134 145H136V146H140L142 149H143V144H142V142L139 140V137L137 136V132L135 133V131H133ZM17 131H19V127H18V129H17ZM33 131V129L31 130V132ZM52 131V130H51ZM50 131V132H51ZM56 131V130H55ZM55 131H53V133L55 132ZM61 131V130H60ZM60 131H59V133H60ZM63 131H65L66 132V130H65V128L63 129ZM73 131V130H72ZM82 131V130H81ZM121 131V130H120ZM137 131V130H136ZM4 132V131H3ZM6 132V131H5ZM10 132V131H9ZM29 132V131H28ZM44 132H45V130H44ZM69 132V131H68ZM75 132V131H74ZM79 132V131H78ZM93 132V131H92ZM92 132H90V133H92ZM98 132V131H97ZM96 132V133H97ZM7 133V132H6ZM16 133H18V132H16ZM30 133V132H29ZM53 133L51 132V134L53 135ZM56 133V132H55ZM82 133V132H81ZM95 135H97V138H99L98 136V134H96L95 132H93ZM120 133V132H119ZM122 133V132H121ZM9 134V133H8ZM22 134V133H21ZM20 134V135H21ZM26 134V133H25ZM56 134H58V133H56ZM64 134V132H61V135H63ZM80 134V133H79ZM83 134V133H82ZM105 134V133H104ZM108 134V133H107ZM112 134H113V132H112ZM123 134V133H122ZM128 134H130V131H129V133ZM18 135V134H17ZM51 135V136H52ZM65 135V134H64ZM70 135H71V132H70ZM74 135H75V133H74ZM77 135V134H76ZM81 135V134H80ZM79 135V136H80ZM84 135V134H83ZM82 135V136H83ZM125 135H127L126 134V132H125ZM125 135H122V136H125ZM14 136V135H13ZM25 136V135H24ZM48 136V135H47ZM79 136H76V137H79ZM92 136H93V134H92ZM103 136V135H102ZM105 136V135H104ZM108 136V135H107ZM11 137V136H10ZM27 137V136H26ZM31 137H32V135H31ZM44 137H46V136H44ZM55 137V136H54ZM66 137V136H65ZM64 137V138H65ZM71 137V136H70ZM69 137V138H70ZM84 137V136H83ZM88 137V136H87ZM12 138V137H11ZM10 138V139H11ZM57 138L58 139H60V140H62L63 141V137H61V136H57ZM67 138H68V136H67ZM71 138H75V136L73 137H71ZM71 138L69 139L70 141H72L71 140ZM106 138H108V137H106ZM122 138H125V137H122ZM131 138H133V140H131ZM25 139V138H24ZM23 139V140H24ZM32 139V138H31ZM50 139V137L48 138V140ZM53 138H51V140H52ZM55 139V138H54ZM58 139H56V140H58ZM82 139V138H81ZM81 139H80V141H81ZM141 139H142V137H141ZM3 140V141H2ZM9 140V139H8ZM29 140V139H28ZM33 140V139H32ZM35 140V139H34ZM34 140L32 141V142H34ZM41 140H43V139H41ZM78 140H79V138H78ZM77 140V142H79ZM85 140V139H84ZM107 140V139H106ZM106 140H105V142H106ZM46 141V140H45ZM59 141V140H58ZM75 141V140H74ZM91 141V143H93L92 142V140H90ZM89 141V142H90ZM98 141V140H97ZM20 142V141H19ZM22 143L24 142V141H21ZM43 142V141H42ZM47 142V141H46ZM57 142V141H56ZM81 142H83V140L81 141ZM88 142V141H87ZM95 142H96V140H95ZM103 142V141H102ZM5 143H7V142H5ZM11 143H12V141H11ZM26 143L28 144L29 143V141L27 142L26 141ZM45 143V142H44ZM55 143V142H54ZM65 143V142H64ZM67 143V142H66ZM85 143H86V140H85ZM104 143V142H103ZM144 143V142H143ZM8 144V143H7ZM27 144H24V146L25 145H27ZM35 144H36V142H35ZM41 143L39 142V144H38V146L40 145ZM49 144V143H48ZM52 144V143H51ZM50 144V145H51ZM56 144V143H55ZM55 144H54V146H55ZM61 144V143H60ZM77 144V143H76ZM82 144V143H81ZM95 144V143H94ZM98 144V143H97ZM145 144V143H144ZM13 145H14V143H13ZM16 146H18L19 144H15ZM30 145V144H29ZM45 146H46V144H44ZM63 146H65V144H62ZM79 145H80V143H79ZM82 145H84V144H82ZM85 145H87V144H85ZM264 145V144H263ZM2 146H5V145H3L2 144ZM8 146V145H7ZM20 146H21V144H20ZM32 146H34L33 145V143H32ZM41 146V145H40ZM53 146V145H52ZM72 146H73V143H72ZM92 146V145H91ZM147 146V145H146ZM19 147V146H18ZM28 147V146H27ZM42 147V146H41ZM44 147V146H43ZM46 147H48V145L46 146ZM59 147H61V146H59ZM77 147V149H78V146H75V148ZM93 147V146H92ZM95 147V146H94ZM97 147V146H96ZM103 147V146H102ZM101 147V148H102ZM139 147V148H140ZM259 147V146H258ZM21 148V147H20ZM33 148V147H32ZM51 148V146H49V149ZM67 148H69V147H67ZM66 148V149H67ZM89 148V147H88ZM97 148H99L100 149V147H97ZM138 148V147H137ZM146 148V147H145ZM7 149V148H6ZM12 149H14V148H11V150ZM25 149V148H24ZM30 149V148H29ZM46 149V148H45ZM65 149V148H64ZM77 149L76 150H74V147H73V151H77ZM82 149V148H81ZM89 149H91V148H89ZM3 150V149H2ZM26 150V149H25ZM31 150V149H30ZM37 150V149H36ZM47 150V149H46ZM72 150V149H71ZM82 150H84V149H82ZM86 150H88V149H86ZM98 150V149H97ZM186 150V149H185ZM13 151V150H12ZM17 151V150H16ZM27 151V150H26ZM35 151V150H34ZM58 151V150H57ZM79 151L80 150H78V152H76V153H79ZM92 151H96V150H92ZM101 151V150H100ZM130 151H131V148H130ZM138 151V150H137ZM184 151V150H183ZM2 152V151H1ZM5 152H7L6 150H5ZM20 152L21 153H23L21 150H20ZM52 152H53V150H52ZM52 152H50V153H52ZM90 152V151H89ZM110 152H112V151H110ZM116 152H118V151H116ZM134 152H135V154H137L138 152H136L135 150H134ZM186 152V151H185ZM185 152H183V155H185ZM8 153H11L10 151L8 152ZM29 153V152H28ZM28 153H26V155L28 156ZM54 153V152H53ZM67 153H68V151H67ZM72 153V152H71ZM102 153V152H101ZM101 153L100 152H98L97 154H99V155H101ZM128 153H129V150H128ZM141 153V152H140ZM33 154V153H32ZM32 154L30 155V153H29V156L30 157H27V158H29V162H31L30 161V158H31V156H32ZM36 154V153H35ZM46 154V153H45ZM69 154V153H68ZM67 154V155H68ZM81 154H83V152L81 151ZM106 154V153H105ZM111 154H113V152L111 153ZM122 154H123V152H122ZM134 154V155H135ZM3 155V156H2ZM10 155V154H9ZM8 154H4V152H3V154H1V156H2V158L3 159H0V161L1 160H4V158H5V160L6 161H9L8 160V157L10 158V156H9ZM14 155V154H13ZM24 155H25V152H24ZM44 155V154H43ZM48 155V154H47ZM54 155V154H53ZM52 155V156H53ZM61 155V154H60ZM121 155V154H120ZM127 155V154H126ZM138 155V154H137ZM137 155H136V157H137ZM15 156H16V154H15ZM14 156V157H15ZM39 156V155H38ZM41 156V155H40ZM49 156H51V155H49ZM48 156V157H49ZM52 156H51V158H52ZM56 156V155H55ZM57 156H59V155H57ZM56 156V157H57ZM70 156V155H69ZM86 156L88 157V155L86 154ZM104 156H106V155H104ZM125 156V155H124ZM20 157H22L21 155H20ZM25 157V158H26ZM46 157V156H45ZM54 157V156H53ZM61 157H63V156H61ZM61 157L60 158H58V159H61ZM75 157V156H74ZM97 157H100V156H97ZM97 157H96V159H97ZM116 157H119V156H116ZM131 157V156H130ZM135 157V156H134ZM1 158V157H0ZM18 158V157H17ZM16 158V159H17ZM66 158V157H65ZM64 158V159H65ZM75 158H77V157H75ZM74 158V159H75ZM91 157H89V159H90ZM92 158H94V157H92ZM105 158V163H106V157H104ZM138 158V157H137ZM13 159V158H12ZM19 159V158H18ZM23 159V158H22ZM32 160H33V158H31ZM49 159V158H48ZM80 159V158H79ZM110 159V158H109ZM113 159V158H112ZM121 159V158H120ZM127 160H128V158H126ZM130 159H133V158H130ZM129 159V160H130ZM4 160V161H5ZM14 160V159H13ZM43 160V159H42ZM45 160V159H44ZM53 160V159H52ZM57 160V159H56ZM70 160V159H69ZM71 160H72V158H71ZM93 160H95V158L93 159ZM92 160V161H93ZM104 160V159H103ZM111 160V159H110ZM119 160V159H118ZM122 161H123V159H121ZM128 160V161H129ZM135 159H133V161H134ZM138 160V159H137ZM164 160H166V159H164ZM12 160L10 159V161L8 162V163H10V165H11V168H12V170L14 169V170H17V169H19V168H21V166L17 163V164H15V162L14 163H12L11 162ZM19 161V160H18ZM26 161V160H25ZM28 161V160H27ZM40 161V160H39ZM61 161V160H60ZM60 161H58V162H60ZM76 161V160H75ZM91 161V162H92ZM127 161V162H128ZM133 161H132V163H133ZM139 161H140V158H139ZM234 161V160H233ZM264 161V147L262 148L261 147V149L259 148H254L250 153H248V154H246V155H243V156H240V157H238V159L235 161V162H231V163H229V164H226V165H221V167L214 173V172H212V171H208V172H204V173H202V172H199V171H197V170H195V172L194 173H192V174H190V175H181V174H178V172L177 173H175L174 175H173V177H172V180H173V187H174V189H181V191L182 190H184V191H187L189 188L191 189V188H193V189H195V190H197V196H195L196 198L194 199V200H203V201H206V196H204V195H202V193H204L205 192V190H206V188H213L215 191H214V194L216 195V196H218L219 195V197H216V199L214 200L215 201V203H214V205H215V207H216V209H217V211H218V215H219V217H218V222H221L222 221V216L221 215H223V213H221V208H222V197H220V193H227L228 195L227 196H229V194H237V195H244V196H249L250 198H252V200L254 201V203H255V206H258V208H259V211H257V213L255 212H253V211H251V217L255 220V219H257L261 224H264V173L262 174V178L260 179V181H254V177L251 175V170L255 167V166H257V164L258 163H260V162H263ZM16 162H17V160H16ZM20 162H22L21 160H20ZM29 162H27V163H29ZM34 162V161H33ZM46 163H47V159H46V161H45ZM54 162L56 163V161L54 160ZM63 162V161H62ZM64 162H67V161H64ZM94 162V161H93ZM92 162V163H93ZM96 162V161H95ZM94 162V163H95ZM98 162V161H97ZM100 162V161H99ZM126 162V163H127ZM169 162V161H168ZM168 162H166V161H164V163L165 164H169ZM1 163V162H0ZM5 163V162H4ZM7 163V164H8ZM24 163V162H23ZM129 163V162H128ZM137 163V162H136ZM136 163H134V164H136ZM162 163V165H163V162H161ZM6 164V165H7ZM21 164V163H20ZM60 164H61V162H60ZM70 164H71V161H70ZM97 164V163H96ZM101 164V163H100ZM100 164H98V167L100 166ZM108 165H109V163H107ZM164 164V165H165ZM9 165V166H10ZM23 165V164H22ZM25 165V164H24ZM44 165H46V164H44ZM49 165V164H48ZM48 165H47V167H48ZM62 165H64V164H62ZM71 165H73V164H71ZM75 165V164H74ZM89 164H87V166H88ZM104 165V164H103ZM118 165V164H117ZM162 166V169L163 168H165V170H166V166ZM171 165V164H170ZM169 165V166H170ZM260 165V164H259ZM258 165V166H259ZM26 166V165H25ZM25 166H23V167H25ZM87 166H86V168H87ZM94 166V165H93ZM128 166V165H127ZM130 166V165H129ZM33 167H35V166H33ZM46 167V168H47ZM53 167V166H52ZM62 167V166H61ZM71 168H69V169H72L73 167L72 166H70ZM89 167V166H88ZM91 167V166H90ZM109 167V166H108ZM132 167H135V165L133 166L132 165ZM152 167H154V166H152ZM159 167V168H158ZM7 168V167H6ZM50 168H51V166H50ZM112 168H114V167H112ZM112 168H109V170L111 169L112 170ZM129 168V167H128ZM154 168H156V167H154ZM173 168V167H172ZM8 169V168H7ZM29 169H31V167L29 168ZM33 169V168H32ZM35 169V168H34ZM58 169V168H57ZM88 169V168H87ZM90 169H92V168H90ZM89 169V170H90ZM96 169V168H95ZM126 169V168H125ZM157 169H161V166L159 165V166H157ZM156 169V170H157ZM169 169V168H168ZM254 169H256V168H254ZM13 170V171H14ZM46 170V169H45ZM60 170V169H59ZM65 170H67V169H65ZM105 170V169H104ZM114 170V169H113ZM130 171H131V167H130V169H129ZM164 170V171H165ZM170 170H171V168H170ZM169 170V171H170ZM3 171V170H2ZM9 171H11V170H9ZM22 171H25V170H22ZM48 171H50V170H48ZM69 171V170H68ZM68 171H66V173L68 172ZM126 172H127V170H125ZM140 171V170H139ZM154 171V170H153ZM163 171V172H164ZM169 171H165V172H169ZM18 172V171H17ZM30 172V171H29ZM34 172V171H33ZM65 172V171H64ZM86 172H89L88 170L86 171ZM92 172H94V171H92ZM129 172V171H128ZM127 172V173H128ZM5 173V172H4ZM11 173V172H10ZM25 173H26V171H25ZM31 173V172H30ZM49 173V172H48ZM57 173V172H56ZM65 173V174H66ZM91 173V172H90ZM142 173V172H141ZM152 173H154V172H152ZM161 173L162 172H160V175H161ZM11 174H14L13 172L11 173ZM17 174V173H16ZM27 174H28V172H27ZM52 174V173H51ZM61 174V173H60ZM139 174V173H138ZM157 174V173H156ZM156 174H154V175H156ZM22 175H24V172H23V174ZM49 175H50V173H49ZM58 176H59V174H57ZM71 175V174H70ZM95 175V174H94ZM94 175H92V176H94ZM134 175V174H133ZM140 175V174H139ZM165 175V174H164ZM170 175V174H169ZM169 175H168V177H169ZM18 176H19V174H18ZM17 176V177H18ZM166 176V178H167V175H165ZM171 176V175H170ZM87 177V176H86ZM90 176H89V174H88V178H89ZM140 177V176H139ZM48 179L50 178V177H47ZM61 178V177H60ZM87 178V179H88ZM157 178V177H156ZM64 179V178H63ZM91 179V178H90ZM95 179V178H94ZM169 179H170V177H169ZM63 181H65V180H63ZM96 181V180H95ZM54 182V181H53ZM85 182H86V180H85ZM55 183V182H54ZM54 183H52V184H54ZM170 183H171V180H170ZM51 184V185H52ZM61 184V183H60ZM57 185V184H56ZM56 185H54V186H56ZM172 186V185H171ZM58 187V186H57ZM60 187V186H59ZM191 198H190V195H187V197L184 199V204H186L187 205V208H190L191 206H192V204H191ZM244 205V204H243ZM242 204H241V206H240V204H236V205H234V203H231V206H232V209H230V210H232V211H234V208H236V209H243L245 206H243ZM251 206V205H250ZM253 206V205H252ZM225 207V206H224ZM242 207V208H241ZM238 209V210H239ZM240 210V211H241ZM189 214V213H188ZM190 215H191V213H190ZM189 215V218H188V220H189V222H190V224H194V219L192 218V216H190ZM189 222H188V224H189ZM177 226H175V225H172L170 228H167V229H162V231L160 232V233H162L163 235H164V237L162 238V240H160V242H159V244H158V246L156 247V249L155 250H151L150 251V253H149V255H148V258H147V262L145 263V264H152L151 263V260H150V256H154V255H158L161 259H158V261L157 262H154L153 264H222V263H220V259H222V257L226 254V252L228 251V248L226 247V244H219L218 246H216V248H215V251H216V255L214 254V257L216 258V259H214V257L212 256V255H210V256H208V254L206 253V249L208 250V241L206 240V239H208L206 236H203L202 235V237H199L198 236V233H197V231H193V233H192V235H190L188 232H185L183 229H182V227L181 226H179L178 224H176ZM262 228V227H261ZM264 229V228H263ZM262 231V230H261ZM260 232V231H259ZM206 238V239H205ZM201 240V241H200ZM253 249L259 254V252H263L264 251V241L262 240L261 242H260V244H256V246L255 247H253ZM185 253V254H184ZM217 256V257H216ZM211 257V258H210ZM253 259H257L256 257H251L250 256V258L248 259V261H244L243 259H239L238 261H232V262H230V263H228V264H256V263H254L253 262ZM211 260H213V261H211Z\"/></svg>","mask_w":264,"mask_h":264}]
</instances>
